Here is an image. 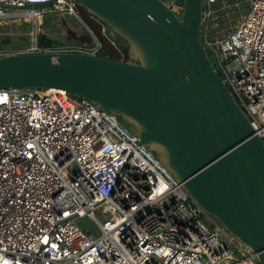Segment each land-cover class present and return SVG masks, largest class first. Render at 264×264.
<instances>
[{"label":"built area","instance_id":"built-area-1","mask_svg":"<svg viewBox=\"0 0 264 264\" xmlns=\"http://www.w3.org/2000/svg\"><path fill=\"white\" fill-rule=\"evenodd\" d=\"M44 2L49 7H0V26L27 25V43L0 46V57L98 54L100 42L70 0H0L16 7ZM162 2L180 15L183 0ZM243 2L244 13L225 34L223 20L239 1L202 0L200 38L264 143V0ZM45 13L73 17L91 42L38 45ZM0 264L259 263L115 116L59 89L8 88L0 89Z\"/></svg>","mask_w":264,"mask_h":264},{"label":"water","instance_id":"water-1","mask_svg":"<svg viewBox=\"0 0 264 264\" xmlns=\"http://www.w3.org/2000/svg\"><path fill=\"white\" fill-rule=\"evenodd\" d=\"M70 1L119 36L128 59L5 55L0 89H59L120 118L187 194L264 264V143L202 45V0H183L180 15L162 0ZM76 21L53 14L43 24L63 42L89 44L91 37Z\"/></svg>","mask_w":264,"mask_h":264},{"label":"trees","instance_id":"trees-1","mask_svg":"<svg viewBox=\"0 0 264 264\" xmlns=\"http://www.w3.org/2000/svg\"><path fill=\"white\" fill-rule=\"evenodd\" d=\"M232 1H235V0H228V2H232ZM238 1L241 6L244 5L243 0H238ZM76 8L79 13V17L81 21L88 28L92 30V32L94 33V35L100 42L101 46L98 51V54L100 56L111 58V59H118V60L128 59L127 52H126V44L119 36L110 34L104 25L100 24L99 21L94 19L89 13H87L82 8L78 6ZM101 27H104L106 29L105 33L101 32ZM0 31H1V28H0ZM8 37L9 36L7 35L0 34L1 42L4 45H7ZM201 41H202V38H201ZM59 43L60 42H58V40H52L48 38L45 33H41L38 36V45L40 46H52V45H58ZM217 74L220 76L219 72H217ZM116 119L126 130L131 132L130 125L122 121L120 118H116ZM152 154H154V152H152Z\"/></svg>","mask_w":264,"mask_h":264},{"label":"rangeland","instance_id":"rangeland-1","mask_svg":"<svg viewBox=\"0 0 264 264\" xmlns=\"http://www.w3.org/2000/svg\"><path fill=\"white\" fill-rule=\"evenodd\" d=\"M221 5H222V3H221ZM223 8V7H222ZM233 8H235L234 7V5H233ZM244 11H245V6L244 5H242V6H239V9H238V11L237 10H235L234 9V11L233 10H230V12H229V14L227 15V19L226 18H224V24L222 25V28L224 29V31H225V34L227 33V32H229V30L230 29H232V27L237 23V21L239 20V15L240 14H242V13H244ZM177 15H179V14H177ZM47 16V17H46ZM48 18V21H51L52 19H53V14H47V13H45L44 15H43V18ZM71 19H73V17H71V16H69ZM230 20V21H229ZM77 22V21H76ZM48 23V22H47ZM21 27H22V29L23 30H25L26 28H27V25L26 24H21L20 25ZM46 27L45 26V24H43L42 25V27ZM219 33H220V31H218L217 33L216 32H213V34L214 35H219ZM49 34H51V33H49ZM222 34V33H221ZM220 34V35H221ZM52 35V34H51ZM17 37H20V40H22L21 42H20V44L19 45H17V46H22V45H25L26 43H27V40H26V37H25V35L24 34H22V35H19V36H17ZM60 39V38H59ZM59 39H52V40H58V42H60L59 44H61V43H64L63 42V40L61 39V41L59 40ZM8 40H9V37H8ZM0 46H6V45H4L2 42H1V38H0ZM79 222L81 223V225H85V227H87L89 230H91L93 233H96V228L93 226V225H91L90 224V222L88 221V219L86 218V217H82V218H80L79 219ZM209 228H210V230L212 231V232H215L216 233V235L218 236V238L220 239V240H222L223 242H226V238L215 228V227H213V226H209Z\"/></svg>","mask_w":264,"mask_h":264},{"label":"crops","instance_id":"crops-1","mask_svg":"<svg viewBox=\"0 0 264 264\" xmlns=\"http://www.w3.org/2000/svg\"><path fill=\"white\" fill-rule=\"evenodd\" d=\"M45 18H43V20ZM47 27L48 26H46V27L43 26L42 27L43 33H45L46 36L48 38H50V39H59V38H56L55 35L49 34ZM0 28H1L0 34H4V35L9 36V40L7 42V45L3 46V47H6V48L7 47H10V48L19 47L17 45H19L22 40H20V37H17V36L22 35L21 33L24 31L22 29V27L20 25H18V24H15V23L13 24V22H11V23H8V24L0 26ZM59 40L61 41V39H59Z\"/></svg>","mask_w":264,"mask_h":264},{"label":"flooded vegetation","instance_id":"flooded-vegetation-1","mask_svg":"<svg viewBox=\"0 0 264 264\" xmlns=\"http://www.w3.org/2000/svg\"><path fill=\"white\" fill-rule=\"evenodd\" d=\"M209 60H210V58H209ZM211 62V61H210Z\"/></svg>","mask_w":264,"mask_h":264}]
</instances>
